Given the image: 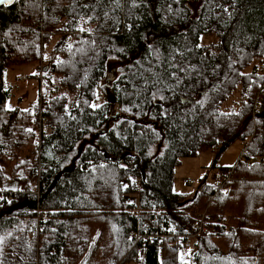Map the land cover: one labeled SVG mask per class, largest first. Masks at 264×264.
<instances>
[{"label": "trees", "instance_id": "1", "mask_svg": "<svg viewBox=\"0 0 264 264\" xmlns=\"http://www.w3.org/2000/svg\"><path fill=\"white\" fill-rule=\"evenodd\" d=\"M53 35L43 71L57 82L26 110L6 107L4 71L37 68ZM261 60L264 0L0 5V264H181L162 240L194 231L193 264H264ZM234 141L247 156L172 190L180 158L214 149V168ZM20 171L35 184L12 187Z\"/></svg>", "mask_w": 264, "mask_h": 264}, {"label": "rangeland", "instance_id": "2", "mask_svg": "<svg viewBox=\"0 0 264 264\" xmlns=\"http://www.w3.org/2000/svg\"><path fill=\"white\" fill-rule=\"evenodd\" d=\"M59 38V37H58ZM57 36L53 35L50 39H46L44 43V50L42 51V59L39 60L37 68H33V64L22 67H8L4 71L3 81L6 89L9 91V96L5 100V106L8 108H19L26 110L33 103L36 102L38 96L48 95L49 87L45 84L48 79L53 80L51 84L57 82L58 76L52 73L43 71V66L50 60L51 50L56 44ZM201 43L214 42L213 35H202L199 38ZM40 80V81H39ZM69 103L72 101L74 95H67ZM239 96L237 93L233 94L227 101H225L221 109L233 110L236 109ZM101 96L98 92L93 105L100 102ZM244 141H234L226 149H224L215 161V167L212 168V160L214 157V149L203 150L196 153L193 157H182L179 159V163L173 170V184L172 190L175 192H191L197 186L199 181L204 180L206 183L212 181L213 174L218 167H225L232 165L236 158L244 156L243 152H248ZM188 178L191 183L184 184L183 179ZM11 186L23 189L25 184L34 185V179L28 175L25 171H20L18 175H14L11 179ZM123 186L124 182L121 183ZM7 186L12 188L8 183ZM124 190V188H123ZM128 203L133 204L136 200V195L123 194ZM200 215L201 222L198 223V227H203L204 216ZM202 230V229H201ZM201 232V231H200ZM199 232H190L186 234H174L171 239L163 238L161 249L164 246L170 247L177 251V259L181 264H193L192 254L195 250L194 242L197 240ZM186 236L187 243L184 244L182 238ZM136 244L140 243L139 237H131ZM168 238V237H167ZM126 264H135L130 261Z\"/></svg>", "mask_w": 264, "mask_h": 264}, {"label": "built area", "instance_id": "3", "mask_svg": "<svg viewBox=\"0 0 264 264\" xmlns=\"http://www.w3.org/2000/svg\"><path fill=\"white\" fill-rule=\"evenodd\" d=\"M257 72L262 74V76H264V60L259 61V63L257 64ZM259 92L260 93L256 94L254 101H253V104H252V108H251V116L252 117L256 116L260 112V110L262 109V105L264 104V81L262 83L261 90ZM257 128H259V126ZM246 145H247V141H246L244 147H246ZM243 155L247 156L248 152L244 151ZM183 183L184 184L190 183V179H188V178L183 179ZM212 184H213V186H220L221 185L219 180L214 181ZM195 227H197V224L195 225ZM187 242H188L187 238H186V240H183L184 244H186Z\"/></svg>", "mask_w": 264, "mask_h": 264}, {"label": "water", "instance_id": "4", "mask_svg": "<svg viewBox=\"0 0 264 264\" xmlns=\"http://www.w3.org/2000/svg\"><path fill=\"white\" fill-rule=\"evenodd\" d=\"M14 1V0H13ZM6 5H9V4H6ZM109 77V78H108ZM113 77V73L112 72H107L106 73V79H110ZM105 79V80H106ZM261 157L262 159L264 160V128H263V138H262V152H261Z\"/></svg>", "mask_w": 264, "mask_h": 264}, {"label": "snow or ice", "instance_id": "5", "mask_svg": "<svg viewBox=\"0 0 264 264\" xmlns=\"http://www.w3.org/2000/svg\"><path fill=\"white\" fill-rule=\"evenodd\" d=\"M13 3V0H0V5H6V4H11ZM81 31H84L83 28L80 29ZM93 107H98V105H92ZM28 131H32L29 129ZM3 243V238H0V244Z\"/></svg>", "mask_w": 264, "mask_h": 264}]
</instances>
